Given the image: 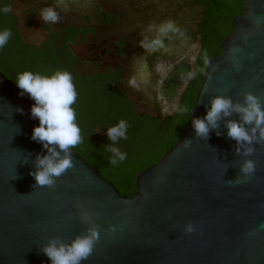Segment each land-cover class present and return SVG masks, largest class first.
<instances>
[{"label":"water","instance_id":"1","mask_svg":"<svg viewBox=\"0 0 264 264\" xmlns=\"http://www.w3.org/2000/svg\"><path fill=\"white\" fill-rule=\"evenodd\" d=\"M219 50L206 60L182 135L138 173L129 196L73 150V167L55 188H34L29 173L36 155L47 152L31 139L39 123L30 114L34 101L0 73V264H50L40 247L52 237L67 243L84 234L82 210L99 242L81 264H264V144L253 145L249 157L255 172L230 184L244 158L234 153L223 120L221 135L210 131L206 140L192 127L216 95L242 103L250 91L264 105V0H243ZM145 98V107L138 95L129 100L138 116L157 119L152 98ZM229 118L239 120L235 113ZM94 132L107 137L106 130ZM185 139L192 140L187 148ZM187 223L195 226L190 234Z\"/></svg>","mask_w":264,"mask_h":264},{"label":"flooded vegetation","instance_id":"2","mask_svg":"<svg viewBox=\"0 0 264 264\" xmlns=\"http://www.w3.org/2000/svg\"><path fill=\"white\" fill-rule=\"evenodd\" d=\"M214 1L67 0L69 10L65 12L55 0H0V8L8 5L12 9L7 14L0 11V24L10 25L25 50L39 56L35 68L71 73L78 93L75 104L81 102L83 93L105 94L124 102L138 119L158 122L162 127L178 110L180 97L206 47ZM48 6L59 12L60 23L45 24L40 19L41 10ZM165 21H172L179 31L163 36L162 47H140L141 42L156 38ZM149 25L154 26L151 31ZM217 54L220 53L211 56ZM2 64L0 61L1 67ZM185 65L189 66L190 75L177 86L178 73ZM156 71L163 74L161 84ZM131 80L136 81V87L130 86ZM158 91L166 100L171 99L172 93L177 99L167 114H162L158 105ZM132 95L139 96L143 107L149 102L145 97L152 98L158 118L138 116L129 100ZM95 128H106L91 126L90 131L108 140L95 133ZM132 132L135 128H131ZM126 142L121 139L114 146L119 148Z\"/></svg>","mask_w":264,"mask_h":264},{"label":"clouds","instance_id":"3","mask_svg":"<svg viewBox=\"0 0 264 264\" xmlns=\"http://www.w3.org/2000/svg\"><path fill=\"white\" fill-rule=\"evenodd\" d=\"M55 3L63 11L69 10L67 0H55ZM11 10L8 5L0 8L4 14ZM40 19L45 24L52 25L62 21V17L53 6L43 8ZM153 27L149 25V31ZM169 31L179 30L172 21H165L159 26L156 38L148 43L141 42L140 47L146 49L162 47V37ZM11 35L10 29L0 31V48L7 44ZM15 83L20 89V95L27 94L34 101L30 114L39 123L38 126L33 127L31 139L47 150L44 155L39 153L36 155L33 162L35 170L29 173L36 182L34 188H55L57 179L73 167L71 149L83 143L73 107L78 96L73 77L67 70H56L51 75L23 71L18 74ZM129 83L132 87L137 86L135 80ZM209 105L204 117L192 119L195 137L206 140L210 131H215L217 136L221 135L220 121L223 120L227 137L235 141L234 153L244 158L239 164L240 174L235 180L227 182L239 183L241 177L251 176L256 170V161L249 157L257 151L253 145L264 144V105L261 98L250 91L243 94L242 103L234 102L228 96L216 95L210 98ZM17 111L22 112V109ZM180 111L188 112L189 109L184 107ZM234 113L238 115V121L229 118ZM129 126L126 120L121 119L115 125L106 128V136L111 143L105 147L112 153L109 164L113 166L126 159V153L121 152L114 145L121 139H127ZM191 142V139H185L182 146L187 148ZM95 215L99 216L100 213L97 212ZM168 218L170 219L171 216L169 215ZM80 219L89 224L84 234L76 235L67 243L58 237H52L40 247V251L48 258L50 264H81V261L87 260L92 254L95 244L99 242V232L96 225L91 223V215L88 211L82 210ZM183 230L186 234H190L195 231V226L187 223Z\"/></svg>","mask_w":264,"mask_h":264},{"label":"trees","instance_id":"4","mask_svg":"<svg viewBox=\"0 0 264 264\" xmlns=\"http://www.w3.org/2000/svg\"><path fill=\"white\" fill-rule=\"evenodd\" d=\"M242 12L243 0H215L213 2L206 47L195 64L192 77L180 97L178 110L167 119L162 127L159 126L158 122L138 119L131 112L129 106L115 97L105 94L83 93L81 102L73 105L83 143L71 150L78 153L82 159L98 170L106 180L116 187L121 195L129 196L135 192V178L138 173L156 163L182 135L201 84L206 60L212 54L220 53L221 41L231 32L232 18L242 14ZM6 28L11 30L12 35L7 44L0 48V61L3 63L2 66L6 68L0 66V71L9 80L15 83L18 74L23 71L42 75L54 73L50 70L35 68L34 62L39 56L25 50L10 25L2 27L0 24V31ZM178 75L180 80L177 86L181 85L190 75L189 66H183ZM170 97H175V94L172 93ZM184 107H187L189 111L181 112L180 109ZM121 119L126 120L130 125L127 131V142L121 143L119 146L120 151L126 153V159L113 166L109 164L112 153L107 151L105 147L111 142L92 134L90 128L97 126L105 129L115 125ZM131 128H135V132L131 133Z\"/></svg>","mask_w":264,"mask_h":264},{"label":"rangeland","instance_id":"5","mask_svg":"<svg viewBox=\"0 0 264 264\" xmlns=\"http://www.w3.org/2000/svg\"><path fill=\"white\" fill-rule=\"evenodd\" d=\"M156 73L158 74L157 82H158V84H161V81L163 79V74L161 75V73L158 71H156ZM156 98H157L158 105L160 106L162 114L169 113L174 107V102L177 101L176 97H173L169 100L164 99L160 95L159 91H158V94H156Z\"/></svg>","mask_w":264,"mask_h":264}]
</instances>
